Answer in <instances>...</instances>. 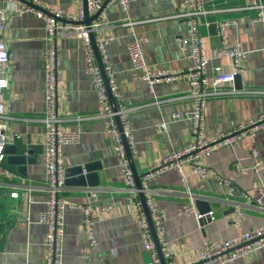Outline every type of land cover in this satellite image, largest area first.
I'll use <instances>...</instances> for the list:
<instances>
[{
	"label": "crops",
	"instance_id": "crops-1",
	"mask_svg": "<svg viewBox=\"0 0 264 264\" xmlns=\"http://www.w3.org/2000/svg\"><path fill=\"white\" fill-rule=\"evenodd\" d=\"M6 1L2 0L0 7ZM38 1L65 13H75L78 9L77 0ZM243 3L244 0H207L205 3L210 12L203 17L200 30L207 55H213L221 45V24L225 21L223 34L227 41L238 44L246 52L243 70L239 73L241 87L234 80L225 86L227 93L211 96L205 102L207 137L226 133L264 113V20L254 21L256 12L238 9ZM184 9L183 0H135L126 10L117 1H108L101 13L108 22L94 32L95 37L112 36L107 56L115 73L117 90L127 107L134 139L131 153L141 179L160 164L165 153L193 140L192 119L185 115L173 117L174 113L189 111L193 103L188 96L189 79L183 75L171 82L157 83L151 90L142 79L141 71L133 68L127 46L135 37L143 38L141 47L153 69L178 73L186 68L191 60L183 54L179 39L189 36L190 27L186 19L177 16ZM7 12L6 28L0 31V38L9 49V61L3 73L8 79L4 97L6 145H17L18 152L31 150L35 162L28 163L22 173L17 165L7 163L6 154V164L15 173L12 179L0 181V222L6 225L5 232L0 234V238L5 237L0 264H45L47 227L40 221L48 199L42 122L44 19L32 7ZM57 59L58 113L65 129L79 133L77 142L62 148L64 166L96 164L99 180L98 186L89 189L66 185L62 193L66 201L62 264H151L134 196L125 188L113 140L106 131L104 118L95 116L100 101L93 76L86 70L85 41L73 32L59 35ZM95 63L99 68L97 59ZM215 65L230 70L227 58H213L210 69ZM162 122L167 124L165 130L160 129ZM17 133L20 138L16 137ZM253 151H258L257 157H253ZM257 160L264 162V127L248 132L241 141L220 146L202 156L199 163L212 170L205 178L189 173L187 165L184 179L175 169L150 178L149 193L159 211L164 235L171 244L172 254L164 256L167 264H189L205 241L232 239L264 225V210L260 209L264 207V167L255 171ZM214 173L235 177L239 190L231 195L224 193ZM13 191L18 192V197L11 196ZM93 193L96 197L92 200L91 215L97 244L91 246L83 231V207L91 202ZM245 195L251 197V202L248 203ZM197 197L209 199L215 215L204 224L196 214L182 212ZM235 264H264V246L237 258Z\"/></svg>",
	"mask_w": 264,
	"mask_h": 264
},
{
	"label": "built area",
	"instance_id": "built-area-1",
	"mask_svg": "<svg viewBox=\"0 0 264 264\" xmlns=\"http://www.w3.org/2000/svg\"><path fill=\"white\" fill-rule=\"evenodd\" d=\"M2 0H0L1 2ZM35 4L43 6L53 15L38 11V14L44 19V29L46 38L45 53V111L42 118L44 124V169H45V191L48 199L46 208L41 213L40 221L47 227L45 244L47 257L45 264H62V245L65 236V207L66 201L62 196L66 188L65 185V166L62 148L63 146L77 142L79 133L77 131L67 130L63 127L62 119L58 113V91H59V72L57 59V37L69 32L76 33L85 41V60L87 62V72L93 76L99 98V107L96 117L104 118L105 128L112 138L115 152L118 157L119 165L123 172L124 185L134 196V206L141 227L145 235V248L150 251L151 264H162L156 243L154 241L149 222L139 198L138 189L136 188L135 178L127 158L125 144L122 133L118 127L116 117L118 116L123 129V135L126 138L131 152L134 147V139L131 126L127 119V107L123 103L117 90V82L112 65L107 56V45L112 39L111 35L97 36L96 44L101 55L104 72L108 81L111 93L116 101L117 110L113 109L111 104L105 80L101 70L95 63L96 55L91 45L90 33L95 32L107 19L99 16L90 25L80 23L84 19V0H77L78 9L75 13H65L61 9L47 7L39 3L38 0H30ZM105 0H87V10L89 15L95 14L102 8ZM117 1L123 9H128L131 1L135 0H109ZM207 0H183L185 9L177 16L187 20L190 27L188 37H180L179 43L183 54L191 60V63L181 69L178 73L153 69L147 62L141 47L144 40L135 37L128 43L127 49L133 68L141 71V77L146 81L151 90L155 84L160 82H171L181 75L188 77L190 89L188 96L192 99V108L185 113H174V118L189 116L193 121V140L182 148L167 152L164 154L160 164L147 171L141 179L140 190L144 192L145 203L149 209L152 221L154 223L159 243L165 257L172 254L170 241L164 235V226L160 220L159 211L154 204L149 189V180L155 174L163 173L171 169L177 170L182 179L186 177L184 166L189 167V173H196L202 178L211 174L212 170L199 163L202 156L208 155L214 149L231 145L233 142L244 139L248 132L258 130L264 127V113L255 118L247 119L238 124L234 129L226 133H218L212 137L204 134V105L206 100L211 96L221 95L228 92L225 88L235 80V76L243 70V59L246 52L236 43L227 41L223 31L227 22L221 24L222 40L221 45L217 47L213 55H207L206 42L201 33L200 26L205 14L210 12L206 9ZM7 3L0 7V31L4 30L7 25L8 9L26 11L31 9L30 6L18 1L8 0ZM238 9L256 12L253 17L254 21L264 20V0H244V3ZM65 18L68 22L59 19ZM101 18L100 21H98ZM213 58H227L230 70H225L222 65H215L210 69V63ZM9 61V49L5 41L0 38V181L4 178L12 179L14 171L6 164L5 146L7 142L6 131L8 129L6 115L4 114V97L5 89L8 87V79L3 76ZM167 127L166 122L160 125L161 130ZM20 138V134H16ZM28 149L26 150V153ZM253 157L258 156V151L252 152ZM264 167V162L257 160L254 170ZM236 173L235 176H237ZM218 183L221 184L224 193L231 195L239 190L235 183V177H223L214 173ZM12 197H18V192L13 191ZM248 203L251 197L245 195ZM95 193L92 194L90 203L83 207V231L84 235L91 246L97 244V239L93 231L92 218V200H95ZM191 201L192 194L189 193ZM264 210V207H260ZM182 212L194 213L201 219L209 215L211 219L215 217L213 211L201 215L195 209L194 203L186 207ZM244 216V211L240 212ZM264 246V225L245 231L238 237L223 241H205L199 250V254L191 260L189 264H235L237 258L251 254Z\"/></svg>",
	"mask_w": 264,
	"mask_h": 264
},
{
	"label": "water",
	"instance_id": "water-1",
	"mask_svg": "<svg viewBox=\"0 0 264 264\" xmlns=\"http://www.w3.org/2000/svg\"><path fill=\"white\" fill-rule=\"evenodd\" d=\"M18 1L32 7L33 9L44 12L46 14L53 15L50 11L45 9L43 6L35 4L34 2H32L30 0H18ZM108 1L109 0H105L102 8L99 9L95 14L89 15L88 10H87V0H84V19L81 20L80 23L85 24V25H90L94 20H97L99 18V16L101 15L103 8L108 3ZM59 19L62 21L68 22L65 18L59 17ZM214 26L215 25H213V27ZM90 38H91V44H92L94 51H95L96 59H97L98 64H99V68H100V70L103 74L104 80H105V85L107 87V92H108L111 104L113 106V109L117 110L116 101H115V99L111 93V90L109 88L108 81H107V78H106V75L104 72V67L102 64L101 55H100L98 48H97L94 32L90 33ZM235 83H236V86L238 85L239 87H241L240 74H237L235 76ZM116 120L118 123V127L122 133V138H123V141L125 144L127 158H128L129 163H130L131 169L133 171V175H134L135 183H136V188L138 189V194H139L140 199L142 201L143 208L145 210V213H146V216H147V219L149 222V226H150L154 241L156 243L158 254L160 256L162 264H167L166 259L163 255V252H162V247L159 243V239H158L156 229H155L154 223L152 221L149 209L147 208L146 203H145L144 192L140 190V188H141V176L138 174V172L136 170L135 161H134V158L132 156L131 149H130L129 145L127 144L126 138L123 135V129H122L121 122H120V119L118 116L116 117ZM4 151L7 154V163L9 165H17L19 172H22V173L25 172L26 165L28 163L35 162V159L32 157V151L31 150H28V152H27L28 154L23 153L22 151L18 152L19 149H18L17 145H15V144L14 145H6ZM96 170H97L96 164H93V163L67 167V168H65V185L82 187L83 189L94 188V187L98 186V184H99V180L97 178ZM194 203H195V206L197 208L196 210H197L198 214L204 215V214H207L209 211L212 210L210 207V200L209 199L197 197L195 199ZM210 220H211V217L209 215H206V216H203L201 219H199V222L201 224H204ZM5 230H6V225L4 223L0 222V234L4 233ZM4 240H5L4 236L0 238V250H2V248H3Z\"/></svg>",
	"mask_w": 264,
	"mask_h": 264
}]
</instances>
